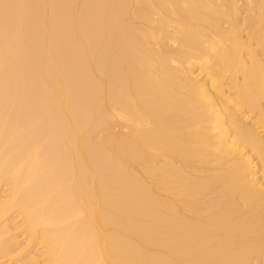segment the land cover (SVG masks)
<instances>
[{
    "label": "bare ground",
    "instance_id": "6f19581e",
    "mask_svg": "<svg viewBox=\"0 0 264 264\" xmlns=\"http://www.w3.org/2000/svg\"><path fill=\"white\" fill-rule=\"evenodd\" d=\"M0 264H264V0H0Z\"/></svg>",
    "mask_w": 264,
    "mask_h": 264
}]
</instances>
